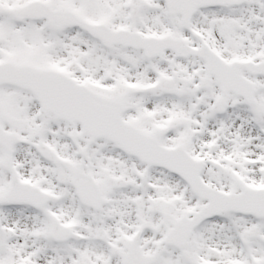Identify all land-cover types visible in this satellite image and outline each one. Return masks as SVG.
I'll list each match as a JSON object with an SVG mask.
<instances>
[{
  "label": "snow or ice",
  "instance_id": "snow-or-ice-1",
  "mask_svg": "<svg viewBox=\"0 0 264 264\" xmlns=\"http://www.w3.org/2000/svg\"><path fill=\"white\" fill-rule=\"evenodd\" d=\"M0 264H264V0H0Z\"/></svg>",
  "mask_w": 264,
  "mask_h": 264
}]
</instances>
